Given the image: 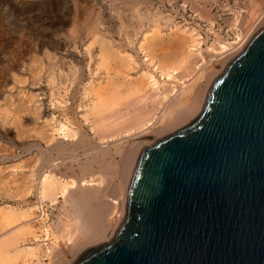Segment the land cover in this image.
<instances>
[{"label":"rangeland","instance_id":"1","mask_svg":"<svg viewBox=\"0 0 264 264\" xmlns=\"http://www.w3.org/2000/svg\"><path fill=\"white\" fill-rule=\"evenodd\" d=\"M197 24L200 26L189 27ZM263 25L264 0H0V212L10 208L25 211L29 216L27 219L35 221L33 233L23 241L21 239L18 245L39 246L42 249L37 258L10 262L70 264L86 249L106 242L121 222L117 205L125 195L141 149L188 124L202 107L173 126H164L163 122L161 130L157 131L156 127L155 132L144 135L145 138H134L143 128L112 138L108 136L109 133L99 136L93 125L95 117L88 108L94 99V95L88 93L92 88L96 87V92L104 89L107 94L112 90L119 91L115 93L117 98L122 99L117 103L122 104L117 108L122 110L113 116L129 117L136 111L152 110L154 107L158 121L166 102L179 90L187 88L185 81L188 78L181 82L165 78L153 68V65L159 68L161 61L157 58L150 60L148 56L155 52L158 55L163 45H169L167 41H170L174 30L185 32L182 33L183 37H193L194 44L192 41L190 46L182 44L188 47L189 52L199 53V63H192V76L202 73L195 89L204 90L223 70L221 59L230 61L233 58L234 55H228V51L264 28ZM155 30L163 40L152 38L156 35ZM95 36L110 40L108 42L112 49H118L122 56L128 54L129 61L127 59L126 63L124 57L120 60L122 57L115 54L113 57L112 54L108 58L110 63L100 66L101 48L93 39ZM148 38L152 41L148 42ZM140 42H148V47L145 45L141 50ZM149 45L152 46L149 48ZM222 45L226 46L225 50L219 48ZM167 47L170 49V46ZM169 51L175 50L171 48ZM179 54H176L177 57L181 56ZM142 72L154 75L159 86L148 81L153 89L144 83L141 91L146 89L144 87L147 89L143 94L140 91L128 93L130 87L127 85L135 86V78H139ZM211 73L216 76L208 81ZM104 87H108V92ZM163 89L168 91L165 93ZM147 90L154 95L157 91L163 93L165 99H159L158 103V98L153 97L154 101L149 97L141 103L137 98ZM126 101L130 103L129 110ZM124 110H127L126 113ZM110 117L107 122L112 123L115 117ZM63 125L68 128L67 131L70 130L69 136L66 130H61L60 126ZM92 158L102 167L105 166L106 173L93 166L81 174V168ZM49 172L55 176L58 184L70 179H89L95 175H103L104 183L94 200L82 202L84 210L80 213H74L61 194H57L53 200L41 198L44 207L48 208L41 218L37 181L40 175ZM21 223L19 220L15 224ZM81 224L93 225L97 236L84 237L79 231V234L75 233L76 243L69 244L65 235ZM10 228L16 229L15 226ZM4 230L0 229V234ZM0 259L1 264L2 256Z\"/></svg>","mask_w":264,"mask_h":264},{"label":"water","instance_id":"2","mask_svg":"<svg viewBox=\"0 0 264 264\" xmlns=\"http://www.w3.org/2000/svg\"><path fill=\"white\" fill-rule=\"evenodd\" d=\"M70 264H264V28L141 149L120 224Z\"/></svg>","mask_w":264,"mask_h":264},{"label":"bare ground","instance_id":"3","mask_svg":"<svg viewBox=\"0 0 264 264\" xmlns=\"http://www.w3.org/2000/svg\"><path fill=\"white\" fill-rule=\"evenodd\" d=\"M159 15V14H157ZM143 17H146L143 16ZM160 17V16H159ZM152 18V17H151ZM150 18V19H151ZM148 19V18H147ZM154 20V19H153ZM164 20V19H162ZM151 21V20H150ZM156 21V20H155ZM167 21V20H166ZM152 23V21H151ZM158 23V20L156 22V24ZM137 25V24H136ZM158 26V25H157ZM200 25H196V26H189V27H199ZM264 26V25H263ZM175 26H173L174 28ZM154 28V27H153ZM176 28V27H175ZM174 28V29H175ZM155 29V28H154ZM263 29V28H262ZM184 30V29H183ZM258 30V29H257ZM261 30V28H260ZM91 31V30H89ZM259 31V30H258ZM257 31V32H258ZM153 32V30H152ZM175 32V33H174ZM256 32V33H257ZM155 33L156 35L152 36V38H159L160 35H157L158 33L156 32L155 30ZM174 33V34H173ZM183 31H180V30H174L172 32V36L171 38L169 39L170 41H167L169 42L165 45L167 46H170V49H168V47L166 46H162V51L157 55V53L155 54H151L149 53L148 56L150 60L152 59H159V61H161V64H160V67L157 68L154 67L153 65V68H155V70H159V73L160 75L162 76H165V78H168V79H178L179 82L182 81V79H185V78H188L187 83V88H179L181 90H179L180 92H177V95L174 96V97H171V99H169L167 102H166V105L165 107L163 108V113L161 115V117L159 118V120L157 121V119H155V109L153 111V108L152 110H149L148 108L146 109V111H141V112H135L134 114L132 113V116H128L129 117H125V116H113L114 113H116L117 111H120L121 110L118 107V105L120 106L121 104L117 103V101H119L120 98H117V94L118 92H116V90H112L111 92H108V87H104L107 89V92H104V89L101 87V89H103L102 91L99 90V92H96L95 88L94 89L92 88L91 91H86L88 92L89 94H93L94 96V99L92 100V103L91 105L88 107L89 108V111L92 113V115H94L95 117V121H94V126H95V129L97 128V130L95 131H98L99 133V136L101 135H104V134H108V136H110L111 138L114 137V136H117L118 134H126L127 132L129 131H133L134 129L138 128V130L140 128H143L142 132H138V134L136 135V137L132 136L131 138H145L144 135L146 134H149L151 132L154 131V128L157 127V131L158 130H161L162 129V123L164 122V126H173L175 124H177L178 122L186 119L188 116L192 115V113L196 112L198 109H200L203 101H204V98H205V95H206V91L208 90V87L203 90H196L195 89V84L197 82V80L201 77L202 73H199L197 76H192V63L194 64L196 61H198L197 59H199L198 57V54H194V53H191L187 50L188 47H185L182 43H186V44H189L190 46V42L192 41L193 44L195 43V41L193 40V37H183L184 33ZM255 33V34H256ZM148 34V33H147ZM254 34V35H255ZM74 35V34H73ZM152 35V34H151ZM253 35V36H254ZM188 36V35H187ZM192 36V35H191ZM252 36V34H251ZM247 37L245 38L241 43H239L234 49H231L230 51L226 52L228 53V55H234L233 57H235L239 52H241L243 50V48L245 47V45L247 44V42L253 37ZM150 37V36H149ZM197 37V36H196ZM145 38H146V35H145ZM99 45H100V48H101V52H99L101 54H99V57L100 58V66H105L107 65V62H108V58L109 57H112V54H113V57L115 56H120L122 58H119V57H116L119 58L120 60L123 59L124 57V60L126 59V63L129 61V59L127 57H129V55H120L117 51L114 49H112V47L110 46V43L108 41L110 40H105L104 37H99V36H95V38H93ZM144 39V37H143ZM149 39V40H148ZM146 40H148V42L150 41V38H148ZM161 38L157 39V40H160ZM144 40V42L146 41ZM163 40V38L161 39ZM93 41V44H95ZM152 41V40H151ZM150 41V42H151ZM154 42H158L156 40L153 39ZM144 42H140V49L141 50H144V46L146 44H149L148 42L145 44ZM161 42V41H160ZM181 42V43H179ZM199 42V41H198ZM197 42V44H198ZM220 43V42H219ZM218 43V44H219ZM223 43V42H222ZM144 44V45H142ZM151 44V43H150ZM159 44V43H158ZM157 44V46H158ZM164 44V43H163ZM196 45V44H195ZM221 45V44H219ZM150 46L152 45H149V48ZM161 46V45H159ZM158 46V47H159ZM231 46V45H230ZM229 46V47H230ZM146 47H148V45H146ZM145 47V48H146ZM194 47V46H193ZM218 47V46H217ZM216 47V48H217ZM152 48V47H151ZM154 48V47H153ZM156 48V47H155ZM171 48L175 51H169L171 50ZM191 48V47H190ZM219 48L222 49H226V46H220ZM147 49V48H146ZM224 49V50H225ZM151 50V49H150ZM191 50V49H190ZM116 51V53H115ZM140 51V50H139ZM160 51V50H159ZM158 51V52H159ZM153 52V51H152ZM151 52V53H152ZM176 52V53H175ZM224 52V51H223ZM180 53L181 56L180 57H177L176 54ZM225 53V54H226ZM115 54V56H114ZM123 54V53H122ZM126 54V53H124ZM179 54V55H180ZM98 55V54H97ZM224 57V56H223ZM226 58V57H225ZM113 59V58H112ZM115 59V58H114ZM128 59V61H127ZM148 59V60H149ZM231 59V58H230ZM124 60L122 62H124ZM146 59V61H148ZM149 60V61H150ZM214 60V59H213ZM154 61V60H153ZM195 61V62H194ZM200 61V60H199ZM198 61V63H199ZM212 61V60H211ZM229 59L228 60H223L221 59V66L223 69L224 65H226L228 63ZM113 62V60H112ZM119 62V60H118ZM121 62V63H122ZM152 62V61H151ZM155 62V61H154ZM210 62V60H209ZM216 62V61H215ZM110 62H108L109 64ZM114 63V62H113ZM125 63V62H124ZM147 63V62H146ZM157 63V65H158ZM53 64V63H52ZM134 64V63H133ZM154 64V63H153ZM99 65V64H98ZM122 65V64H121ZM125 65V64H123ZM127 65V64H126ZM196 65V63L194 64ZM208 65V64H207ZM120 66V64H119ZM128 66V65H127ZM131 66V65H130ZM107 67V66H106ZM149 67V66H148ZM101 68V67H100ZM124 68V67H123ZM127 70H128V67H126ZM131 67H129L130 69ZM134 68V67H133ZM125 70V69H124ZM154 70V71H155ZM133 71V70H132ZM98 73V72H97ZM96 73V74H97ZM126 73V72H125ZM158 73V72H157ZM213 73V72H212ZM211 73V74H212ZM103 74V73H102ZM210 74V78H208L209 80L208 81H212V79L216 76V74ZM119 76V75H118ZM117 76V77H118ZM154 76V75H153ZM152 75L150 74H147V73H144L142 72L139 76V78H135V83L136 85L133 86L134 84H130L129 86L127 85V87H130L128 89V93L129 92H137V91H140L142 92V94L144 93V91L147 89V87H144L146 88L144 91H141V87L142 85L145 83H147L148 85V81L151 82L153 85L154 84H157L158 85V82H156V79L153 77ZM92 78V77H91ZM116 78V77H115ZM129 78V76L127 77ZM161 78V76H160ZM50 79V78H49ZM110 79V78H109ZM113 79V78H112ZM106 80V79H105ZM122 80V79H121ZM214 80V79H213ZM117 81V80H116ZM127 81V80H125ZM115 82V81H114ZM129 82V80H128ZM106 83V82H105ZM104 83V84H105ZM123 83V82H122ZM140 83V84H139ZM211 83V82H210ZM89 84V82H88ZM107 84V83H106ZM110 84H114L112 81H110ZM117 84V83H116ZM126 84V83H125ZM93 85V84H92ZM115 85V84H114ZM140 85V87H139ZM146 85V86H147ZM208 85V84H207ZM94 86V85H93ZM107 86V85H105ZM111 86V85H110ZM113 86V85H112ZM119 86V85H118ZM148 86L151 87V84H149ZM159 86V85H158ZM182 86V85H181ZM88 87V86H87ZM124 87V86H123ZM164 87V85H163ZM167 87V86H166ZM169 87V86H168ZM200 87V86H199ZM199 87H196V88H199ZM125 88H126V85H125ZM143 88V89H144ZM152 88V87H151ZM112 89V88H111ZM123 89V88H122ZM153 89V88H152ZM151 89V90H152ZM165 89V87H164ZM163 89V92L165 91H168V90H165L164 91ZM110 90V89H109ZM156 90V89H154ZM171 90V89H170ZM169 90V91H170ZM174 90V89H172ZM171 90V91H172ZM153 91V90H152ZM171 91L169 93H171ZM178 91V90H177ZM86 92H85V95H86ZM116 92V93H115ZM124 92V91H123ZM121 92V93H123ZM134 92L132 94H134ZM146 92V91H145ZM154 92V91H153ZM126 93V92H125ZM130 93V95H131ZM138 93V92H137ZM135 93V94H137ZM156 94H152L151 92H149V90H147V93H145L144 95H142L141 97H138V101H140L142 103V101L144 99H146L147 101V98L150 99L149 97H151L153 99V97L155 98H158L156 100H158V103H159V99H165L163 96V93H158L155 92ZM166 93V92H165ZM174 92H172L173 94ZM179 93V94H178ZM158 94V95H157ZM168 94V92H167ZM176 94V92H175ZM174 94V95H175ZM139 95V94H138ZM137 95V96H138ZM141 95V93H140ZM139 95V96H140ZM88 96V95H87ZM122 96V95H121ZM124 96V95H123ZM135 96V95H134ZM163 96V97H161ZM120 97V95L118 96ZM127 98V96H125ZM128 97H132L133 96H128ZM91 99V98H90ZM122 99V98H121ZM120 99V100H121ZM136 99V100H137ZM62 101V99H60ZM126 100V99H125ZM128 100V99H127ZM133 100V99H132ZM154 101H156L155 99H153ZM85 101V100H84ZM145 101V100H144ZM166 101V100H165ZM63 102V101H62ZM120 102V101H119ZM122 102V101H121ZM139 102V103H140ZM126 105H127V109L129 108L128 104H130L128 102L127 104V101L125 102ZM133 103H137L136 101H133ZM157 103V102H156ZM131 104H132V101H131ZM164 104V103H163ZM84 105V104H83ZM158 105V104H157ZM145 106V105H144ZM131 107V106H130ZM121 108V107H120ZM123 108L125 109V106H123ZM137 108V107H136ZM202 108V107H201ZM119 109V110H117ZM133 109V108H132ZM151 109V108H150ZM88 110V109H87ZM129 110V109H128ZM201 110V109H200ZM127 110H124V112L126 113ZM135 111V110H134ZM199 111V110H198ZM197 111V112H198ZM200 112V111H199ZM83 113V112H82ZM86 113V112H85ZM119 113V112H117ZM80 114V113H79ZM84 114V113H83ZM112 114V115H111ZM122 114V113H121ZM199 114V113H198ZM197 114V115H198ZM113 116V118L115 117L114 121H112V117L110 116ZM131 115V114H130ZM127 116V115H126ZM194 116V115H193ZM83 117V116H82ZM85 117V116H84ZM108 117L112 118L110 119V121H112V123H109L107 121V119H109ZM123 118H127V119H124L122 120ZM85 118H83L84 120ZM65 122V121H64ZM93 122V121H92ZM114 122V123H113ZM191 122V121H190ZM85 124V123H84ZM159 125H160V128H159ZM180 126V125H179ZM59 127V126H58ZM66 126H60V128H62L61 130H66L68 128H64ZM92 127V126H91ZM90 127V128H91ZM60 130V132H61ZM92 130V129H91ZM137 130V129H136ZM59 131V129H58ZM57 131V132H58ZM67 131V130H66ZM70 131V130H68ZM67 131V132H68ZM101 131V132H99ZM176 131V130H175ZM64 132V131H62ZM61 132V133H62ZM155 132V131H154ZM73 133V132H72ZM97 133V132H96ZM101 133V134H100ZM104 133V134H103ZM69 134V132L67 133V135ZM66 135V134H65ZM66 135V136H67ZM69 136V135H68ZM107 136V137H108ZM119 136V135H118ZM127 136V135H126ZM150 136V135H149ZM166 136V134H165ZM147 137V136H146ZM106 138V137H105ZM103 137V139H105ZM110 139V138H109ZM148 139V138H147ZM117 140V139H115ZM70 142V141H69ZM117 142H119L117 140ZM116 142V143H117ZM115 143V142H114ZM113 143V144H114ZM152 145V144H151ZM150 146V145H149ZM55 150V149H54ZM121 151V150H120ZM122 153V152H121ZM137 159V158H136ZM75 160V159H74ZM114 162V161H113ZM135 164V163H134ZM53 165V163H52ZM54 166V165H53ZM53 166H51L53 168ZM93 166H97L99 168V170H101L103 173H106L107 169L102 167L101 165L98 164V161H96V159H93L89 161V163L87 165H85L83 167V169L81 168V174L82 172L86 171L87 169H91ZM134 166V165H133ZM54 169V168H53ZM49 170V169H48ZM47 170V171H48ZM103 175H98L95 177H90L89 179H81L79 181L75 180V179H70V180H66V181H63L62 183L58 184L55 180V176L49 172V173H43L42 175H40V178L38 179L39 181L38 182V194L40 195L38 198L40 200L39 202V205H38V212L40 213V217L42 218L43 215H45V212L48 211V208L47 207H44L43 205V201L41 200L42 199H55V197L57 196V194H61L62 197L64 198L65 202L66 203H69L71 208H72V211L74 213H80V211H83L84 209L82 208V202L84 200H94L95 197H96V194L98 193V190L101 189L103 187ZM57 179V178H56ZM130 180V178H129ZM37 187V185H36ZM82 187H90L89 189H84ZM127 190V189H126ZM125 195H126V192H125ZM125 195L124 197H122L121 199V203L119 205H117V207L119 206V212L120 213V219H122L123 217V211H124V204H125ZM55 201V200H54ZM55 203V202H54ZM3 210V209H2ZM29 213V212H28ZM29 216L28 214L24 211V212H21V211H17L13 208H10V209H6V210H3V212H0V229H6L4 230L3 233L0 234V256H2V262L1 264H12L10 261L12 260H15V259H31V258H37L38 256V253L40 251H42V249L38 246V247H28V246H20L18 245L20 242L23 241V238L31 235L33 232L32 230V227L34 226L32 221H29L30 219H27ZM80 217V216H79ZM19 220L22 221L21 224H15L16 222H18ZM86 220V219H85ZM84 220V221H85ZM120 221V220H119ZM119 223V222H118ZM16 225L17 228H16ZM16 229L14 230H9L11 229L10 227H14ZM74 230V228H72ZM116 229V228H115ZM48 230V229H47ZM69 230V229H68ZM84 236H88L89 237H95L97 236V232L95 231L94 229V226L93 225H86V224H81L77 227L76 230H74L73 232H68L69 234L65 235L66 237H64L68 242H70L69 244L71 243H76V240L75 239V233L79 232ZM95 231V232H94ZM46 233V232H45ZM76 233V234H77ZM60 234V232H59ZM79 234V233H78ZM36 236V235H34ZM60 236V235H59ZM81 238V237H80ZM22 239V241H20ZM99 242V241H98ZM87 250V249H86ZM44 252V251H43ZM40 254V253H39ZM39 259V258H38ZM1 260V259H0ZM26 261V260H25ZM32 261V260H31ZM38 261V260H37Z\"/></svg>","mask_w":264,"mask_h":264}]
</instances>
